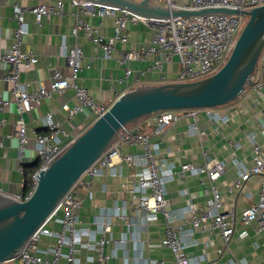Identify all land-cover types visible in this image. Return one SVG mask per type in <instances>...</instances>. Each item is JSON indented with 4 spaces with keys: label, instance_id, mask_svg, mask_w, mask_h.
Wrapping results in <instances>:
<instances>
[{
    "label": "built area",
    "instance_id": "obj_1",
    "mask_svg": "<svg viewBox=\"0 0 264 264\" xmlns=\"http://www.w3.org/2000/svg\"><path fill=\"white\" fill-rule=\"evenodd\" d=\"M152 1L185 9L227 7L239 12L151 19L109 5L85 0H69L70 4L77 6L80 12L86 10L92 15L110 16L114 26L113 34L104 37L95 26L76 16L71 33L76 36L78 31L82 30L95 45L102 49L103 56L110 58L115 51V44L126 42L129 38L125 31L126 22H143L153 29L152 40L138 48L124 50L119 55V61L127 63L129 60L149 57L151 62L148 69L160 73V83L192 81L214 73L226 61L247 19V15L240 11L264 4V0ZM24 11L31 12L35 20L39 22L43 16L51 13L64 15V1L55 0L53 3H38L29 7L18 3L13 5L12 14L17 23L14 37L10 46L1 55L2 60L9 65L4 80L11 83L10 97H3L0 89V111L5 110L9 102L15 104L17 112L14 123L15 134L21 153L28 140L24 112L40 104L43 99L50 98L52 92L62 93L68 88H73L76 102L73 105L67 103L61 105L68 117L88 109L95 119L109 106L95 101L88 89L77 83L83 55L81 47L77 44L69 47L61 45L60 48V53L64 56L69 68L68 76L55 70L48 87L39 86L30 90L19 83L21 69L30 68L39 59L37 54L21 49L23 35L28 33V23L23 18ZM174 56L177 57L180 68L172 79L167 80L162 74L163 64L172 61ZM129 73L130 69L127 68L125 75ZM253 78L256 79L255 84L246 87L244 91L254 88L260 96H264V45L258 58L256 75H253ZM200 110H204L207 116L214 119L222 121L228 119L226 115H220L215 108L163 110L152 114L153 133L160 134L167 125L177 120L179 111L187 112L194 118L190 129L196 130L195 118ZM44 125L48 128L46 134L33 131L37 159L40 162L38 169L32 175L33 182L36 173L45 168L49 161L60 154L75 137L71 136L60 123L53 120L51 111L45 114ZM250 140L252 165L240 169L231 186L239 187L250 176H260L256 200L240 210V222L243 225L254 222L256 230L264 233V142H258L254 133H251ZM121 143L138 145L140 150L119 155L118 148ZM157 151V144L150 142L147 135L133 131L127 125L121 131L119 138L64 195L51 214L25 242L21 251L13 259L0 264H202L203 257H191L186 252L187 247L196 242L195 239H189L195 230L200 232L217 230L227 247L234 234L236 215L232 208L222 209V195L213 184V181L223 173L224 163L206 153L200 164L190 161L181 162L178 176L183 178L186 173L205 174L210 184L209 188L204 190L209 193V196L201 207L187 205L179 210L171 211L167 207L165 195L166 183L176 174L173 171L174 164L159 160ZM113 156L119 157L120 161L129 166L139 168L134 173V183L126 185L130 196L121 199L120 202L118 196L112 197V205L100 207L91 224H87L77 213L84 199L78 194L77 189L84 185L85 196L92 197L91 184L79 183L83 182L87 175L99 172L102 167L113 168ZM105 189V187L102 188L103 191H106ZM0 193H4L1 187ZM27 195L23 196L19 193L13 196L21 200ZM161 218L163 234L157 241H152L148 237L150 225L158 224ZM246 235V231L238 233L239 238H244ZM145 247L169 250L172 256L171 262L144 254ZM229 261L235 264L233 260Z\"/></svg>",
    "mask_w": 264,
    "mask_h": 264
},
{
    "label": "crops",
    "instance_id": "obj_2",
    "mask_svg": "<svg viewBox=\"0 0 264 264\" xmlns=\"http://www.w3.org/2000/svg\"><path fill=\"white\" fill-rule=\"evenodd\" d=\"M55 0H0V89L5 98L10 97L11 83L4 80L9 65L2 60L3 51L10 46L14 37L16 20L13 17L15 3L29 7L38 3H53ZM64 1V15L51 13L43 16L39 22L29 11H24L23 18L28 23V33L23 35L21 49L31 51L39 56L38 61L30 68L21 69L18 81L26 89H36L39 86L48 87L55 70L68 76L69 68L63 55L61 45L69 47L77 44L81 47V68L76 79L80 86L88 89L95 101L110 105L122 92L142 84L160 83L158 71L149 70L150 58L119 61V55L124 50L135 49L152 40L153 29L143 22L128 21L125 31L128 33L126 42H117L115 51L110 58L103 56L102 49L95 45L82 30L77 35L71 33L76 16L95 26L104 37L114 32L113 19L110 16L92 15L80 12L77 6ZM130 73L126 76V69ZM180 68L177 57L163 64L164 77L172 79ZM76 102L73 88L62 93L52 92L50 98L43 99L40 104L24 112L28 140L21 153L15 134L17 112L15 104L9 102L5 110L0 111V187L6 194L14 195L22 192L24 169L37 160L36 140L33 131L46 134L48 128L44 125L45 114L51 111L53 120L60 123L71 135L76 136L93 120L88 109L72 117H68L61 108L63 103L73 105ZM215 110L220 115H226L227 120L214 119L200 110L195 118L196 130L190 129L194 118L187 112L179 111L178 119L167 125L160 134L153 133L152 115L140 118L129 124V128L147 135L149 141L157 144L159 160L174 164L176 173L166 183L167 207L172 211L191 205L201 207L209 196L204 189L209 188V180L205 174L186 173L183 178L178 176L181 162L190 161L200 164L205 153L218 158L224 163V171L213 181L215 188L222 195V209L232 208L236 219L234 234L227 247L224 245L217 230L200 232L195 230L189 239L195 243L188 246L186 252L191 257H203L202 264H264V233L256 230L254 222L243 225L240 222V210L253 204L257 197L260 176L252 175L239 187L231 186L239 170L252 165L250 135L254 133L258 142H264V96H260L254 88L247 89L234 101ZM140 150L135 144L121 143L119 155L134 153ZM113 168L102 167L99 172L87 175L79 184H91L92 197L85 196V187L81 185L77 192L83 196V202L78 208L80 219L91 224L102 206L112 205V197L118 196V201L129 198L127 186L135 181L134 173L137 166H129L119 157L113 156ZM264 175V174H263ZM127 185V186H126ZM231 186V188H230ZM105 187L106 191L102 188ZM230 188V189H229ZM185 215V214H184ZM188 218V217H187ZM162 218L158 224L150 225L148 236L157 241L163 234ZM188 224V223H187ZM246 231L244 238L238 233ZM143 238V236H142ZM144 238H146L144 236ZM144 254L160 257L168 263L172 256L165 248H144Z\"/></svg>",
    "mask_w": 264,
    "mask_h": 264
},
{
    "label": "water",
    "instance_id": "obj_3",
    "mask_svg": "<svg viewBox=\"0 0 264 264\" xmlns=\"http://www.w3.org/2000/svg\"><path fill=\"white\" fill-rule=\"evenodd\" d=\"M151 19L204 13H238L227 7L185 9L152 0H85ZM247 19L222 66L192 81L142 84L118 95L35 176L23 199L0 193V263L13 259L86 170L119 138L124 128L163 110L215 108L237 99L253 78L264 45V4L241 10Z\"/></svg>",
    "mask_w": 264,
    "mask_h": 264
},
{
    "label": "trees",
    "instance_id": "obj_4",
    "mask_svg": "<svg viewBox=\"0 0 264 264\" xmlns=\"http://www.w3.org/2000/svg\"><path fill=\"white\" fill-rule=\"evenodd\" d=\"M39 160L37 159L35 162L30 164L27 168L24 169L23 173V187H22V195H27L33 186L32 175L39 167Z\"/></svg>",
    "mask_w": 264,
    "mask_h": 264
},
{
    "label": "rangeland",
    "instance_id": "obj_5",
    "mask_svg": "<svg viewBox=\"0 0 264 264\" xmlns=\"http://www.w3.org/2000/svg\"><path fill=\"white\" fill-rule=\"evenodd\" d=\"M256 67H257V64H256ZM256 67H255V71H254V74L253 75H256ZM8 264V263H7Z\"/></svg>",
    "mask_w": 264,
    "mask_h": 264
}]
</instances>
